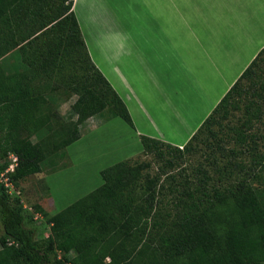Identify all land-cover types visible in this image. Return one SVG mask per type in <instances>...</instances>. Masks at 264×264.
<instances>
[{
  "label": "trees",
  "instance_id": "16d2710c",
  "mask_svg": "<svg viewBox=\"0 0 264 264\" xmlns=\"http://www.w3.org/2000/svg\"><path fill=\"white\" fill-rule=\"evenodd\" d=\"M24 1L0 0V60L16 50L29 66L24 72L9 75L0 62V174L10 167V155L16 156L14 172L9 173L13 187L41 173L46 161L55 159L59 151L82 137L74 124L53 130L43 109V91L34 85L54 76L69 50L91 74L85 94L75 105L78 123L109 107L113 117L135 128L125 103L90 57L73 12L74 0H60L64 12L60 14L59 8L53 16L47 15L48 11L43 13L39 6L38 11H32L28 30L18 38L21 25L14 21L21 20L20 4L23 7ZM44 1L54 9L56 0ZM263 57L264 49L189 142L204 128L216 137L211 128L220 117L228 116L232 104L238 106L237 98L252 116L264 111ZM245 82L251 88L244 87ZM44 129L52 131V136L34 142L33 138ZM141 143L146 157L151 154L165 161L166 168L178 165L189 151L187 146L179 148L147 136H141ZM149 164L147 160H126L104 169L103 184L51 215V232L41 239L37 238V229L28 224L21 201L14 200L10 187L0 181V264H264V193L244 180L227 191L208 190L212 178L199 170V188L183 190L189 202L180 199L177 217L166 229L159 221L148 222L155 201V183L149 175L145 189L148 205L142 217L138 218L133 205L130 188ZM35 209L45 213L39 205Z\"/></svg>",
  "mask_w": 264,
  "mask_h": 264
},
{
  "label": "crops",
  "instance_id": "0c3cea01",
  "mask_svg": "<svg viewBox=\"0 0 264 264\" xmlns=\"http://www.w3.org/2000/svg\"><path fill=\"white\" fill-rule=\"evenodd\" d=\"M73 12L93 63L125 103L135 128L114 117L66 148L72 163L56 167L61 161H48L51 171L42 172L53 194L91 139L106 141L100 145L110 149L116 140H128L122 134L133 136L128 141L139 148L130 146L123 159L143 152L141 136L174 146L189 142L264 49V0H74ZM80 157L91 173L83 158L92 157ZM95 187H84V196ZM52 203L57 210V200Z\"/></svg>",
  "mask_w": 264,
  "mask_h": 264
},
{
  "label": "rangeland",
  "instance_id": "374dc122",
  "mask_svg": "<svg viewBox=\"0 0 264 264\" xmlns=\"http://www.w3.org/2000/svg\"><path fill=\"white\" fill-rule=\"evenodd\" d=\"M41 5L44 9L43 13L48 11L46 12L47 15H55L57 11L54 10L59 11V8H61L60 14L64 12V7H61L63 4L60 0H56L53 10L49 8V5L45 1L25 0L23 7L20 4V7L23 9L21 20L15 19L14 21L15 25L18 23L21 25L17 30L18 38L23 36L21 33L25 34L28 30L29 19H32L30 16L33 15L32 11H38ZM43 13L38 18L40 24L43 20ZM27 23L28 25H26ZM65 55L64 62L55 70V73H53L54 76L37 81L34 85L37 84L43 91L46 99V104L43 106V109L45 108L44 112L50 117L53 130L56 131L62 127L66 128V126L74 124L77 125L78 130L83 135L97 125L114 117L108 107L87 121L81 124L78 123L79 115L76 112L75 105L80 96L85 94L89 86L88 79H90L91 74L87 71L88 68H85L84 64L78 63L73 51L69 50ZM27 63L28 61H24L23 58L21 59L18 53V57L7 58L3 62L2 68L9 75L19 74L21 71L24 72L28 69L29 66ZM260 65L264 70V57ZM261 73L262 71L260 70L259 74ZM262 80H264V76ZM243 85L246 88L250 87L249 82H245ZM235 102H239L238 106L235 107L236 105L232 104L229 108L228 116L226 118L220 117L218 123L211 128L217 134L216 137L210 133V129L204 128L197 135L196 139L177 146L179 148L187 146L189 151L184 153L180 163L173 168H166L164 166L166 164L165 161H160L151 154L146 157L143 152L134 157L123 159L126 154L125 151L130 150V146H132V151L138 150L139 148L138 142L136 144L134 141H128L129 138L133 137L131 135L122 134V138H128V140H116L113 145H110V149L105 148L108 146L100 145L106 141H95V139H91L83 147V150H80V154L75 160L77 167L68 174L62 175L55 185H53V188H56L54 194L50 190L48 179L41 172L21 182L19 186L10 188V196L14 200L19 199L21 201L24 206V213L28 219V224L37 229V238L41 239L47 237L51 232V226L48 224V218L51 215L73 203L76 198L82 197V195L84 196L87 192V186L94 188L96 177L101 184V171L126 160H130L131 163L147 160L150 163L149 167L144 169L142 175L140 174L141 177L137 178L130 188V192L132 191L131 193H133L132 201L133 205L137 208L138 218L142 217L143 208L148 205L145 200L148 191L145 192V189L148 187L147 175H149L150 179H154L155 183V201L152 216L148 222L154 223L159 221L162 226H166V229L173 225L177 217L176 204L180 199L184 198L189 202V197L183 194V190L195 191L196 188H199L200 184L197 179L199 176L200 178L202 177V174H198L199 170L200 173H202L201 170H204L212 178L208 185V190L219 189L221 191H227L244 180L257 191L264 193V111L262 113H254L255 117L252 116V111L247 113L246 107L240 99L238 100L237 98ZM122 124L126 128H130L123 121ZM52 134V131L44 129L33 138V141L46 140L47 137L49 139V135L52 136ZM135 144L137 147L134 146ZM65 150L63 149L58 152L59 156L55 159L61 162L55 165L56 167H62L61 165H69L72 163ZM85 154H87V157H92L91 160L83 158L87 159L92 166L90 168L93 171L88 174H86L85 167H82L80 160L82 158L80 156ZM101 154L103 157H95V155ZM166 157L169 159L171 156L168 154ZM95 158H99L101 161L97 159V162H93ZM50 164L48 161L43 164L42 168L44 172L51 171ZM97 169H101V171L99 172ZM155 178H158V181H155ZM196 197H198L197 193ZM53 200H57L59 203L57 210L52 203ZM35 205L43 207L45 213L37 211ZM159 230L161 231V228ZM2 235L3 228L0 223V236Z\"/></svg>",
  "mask_w": 264,
  "mask_h": 264
},
{
  "label": "built area",
  "instance_id": "2783aa9c",
  "mask_svg": "<svg viewBox=\"0 0 264 264\" xmlns=\"http://www.w3.org/2000/svg\"><path fill=\"white\" fill-rule=\"evenodd\" d=\"M12 158H13V160H11L12 162H11L10 167L6 171H4L3 173L0 174V181L2 183H4L6 185V187H8V188L9 187L13 188V184L11 183V181L9 179V173L14 172V169H15V166H16V162H17L16 156L10 155V159H12Z\"/></svg>",
  "mask_w": 264,
  "mask_h": 264
}]
</instances>
